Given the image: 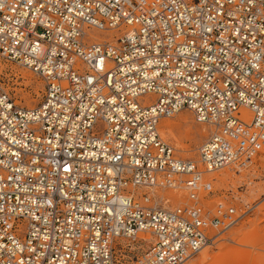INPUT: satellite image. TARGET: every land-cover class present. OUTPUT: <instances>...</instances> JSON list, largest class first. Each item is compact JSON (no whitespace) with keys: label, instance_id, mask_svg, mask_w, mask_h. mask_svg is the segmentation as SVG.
Here are the masks:
<instances>
[{"label":"built area","instance_id":"obj_1","mask_svg":"<svg viewBox=\"0 0 264 264\" xmlns=\"http://www.w3.org/2000/svg\"><path fill=\"white\" fill-rule=\"evenodd\" d=\"M0 57L44 81L0 82V264H126L142 233L133 264H185L246 212L205 175L264 153V0H0ZM182 110L198 160L160 133Z\"/></svg>","mask_w":264,"mask_h":264},{"label":"rangeland","instance_id":"obj_2","mask_svg":"<svg viewBox=\"0 0 264 264\" xmlns=\"http://www.w3.org/2000/svg\"><path fill=\"white\" fill-rule=\"evenodd\" d=\"M0 82L20 106L31 107L38 104L44 93V81L41 77L2 57ZM167 122L173 126L171 133L165 125ZM159 129L180 157L193 160H198V149L212 130L209 125L197 121L189 110H182L174 117L162 119ZM205 178L214 186V193L208 196L211 202L227 199L246 212L235 226L217 234L214 242H210L185 264H264V153L239 174L226 168L206 173ZM166 193L174 196L175 201L184 200L183 191L171 190ZM138 240L134 245L126 239H120L116 245L117 256L120 255L126 264H133L136 254L140 249L146 248L152 238L150 234L142 233ZM139 244L143 247L138 248Z\"/></svg>","mask_w":264,"mask_h":264},{"label":"bare ground","instance_id":"obj_3","mask_svg":"<svg viewBox=\"0 0 264 264\" xmlns=\"http://www.w3.org/2000/svg\"><path fill=\"white\" fill-rule=\"evenodd\" d=\"M88 33H89V35H90L93 39H99V40H108V39H109V40H112V39L115 38V36L118 35V33H117L116 30L103 31V30L91 29V30L88 31ZM36 75H37V74H36ZM180 112H181V111H180ZM177 114H178V113H177ZM177 114H175V116H176ZM173 117H174V116H173ZM164 118H170V117H163L162 119H164ZM162 119H161V120H162ZM160 122H161V121H160ZM201 123H203V122H201ZM204 124H206V123H204ZM159 125H160V124H159ZM165 125L168 127L169 132L173 129L172 124H170V123L167 122ZM167 127H166V129H167ZM168 129H167V130H168ZM163 132L165 133L164 130H163ZM170 133H171V132H170ZM170 133H169V134H170ZM166 134H167V133H166ZM163 135H164V134H163ZM164 136H165V135H164ZM168 136H169V135H168ZM168 136H166V137H168ZM171 136H172V134H171ZM162 137H163V136H162ZM163 138H164V137H163ZM174 138H176V137H174ZM175 140H176V139H175ZM168 142H169V141H168ZM181 146H182V145H181ZM185 146H186V145H185ZM199 148H200V147H199ZM198 153H199V149H198ZM212 172H215V171H210V172H208V173L210 174V173H212ZM239 221H240V220H239ZM239 221H238V222H239ZM238 222H237V223H238ZM237 223H236V224H237ZM236 224H235V225H236ZM235 225H234V226H235ZM232 227H233V226H232ZM229 229H230V228H229ZM217 234H222V233H216L215 236L212 234V239H211V241L208 242L207 245H209L210 242H214V241H215V238H216ZM207 245H206V246H207ZM206 246H205V247H206ZM205 247H204V248H205ZM204 248H203V249H204ZM203 249H202V250H203ZM197 254H198V253H197ZM195 255H196V254H195ZM195 255H194V256H195ZM194 256H192L191 258H193ZM191 258H190V259H191ZM190 259H189V260H190ZM189 260H188V261H189ZM188 261H187V262H188Z\"/></svg>","mask_w":264,"mask_h":264}]
</instances>
